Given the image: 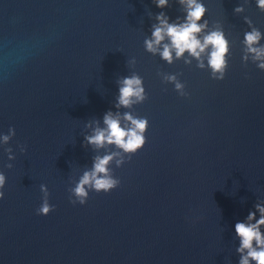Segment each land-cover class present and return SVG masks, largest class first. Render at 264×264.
<instances>
[{
    "label": "water",
    "instance_id": "obj_1",
    "mask_svg": "<svg viewBox=\"0 0 264 264\" xmlns=\"http://www.w3.org/2000/svg\"><path fill=\"white\" fill-rule=\"evenodd\" d=\"M202 2L231 43L223 80L146 51L156 13L185 15L177 0H0V134L16 133L0 144V264H238L235 224L264 202V70L242 59L244 17L264 33V11ZM132 72L148 98L120 111L147 117V141L110 165L118 187L73 204L68 189L98 154L85 124L116 111V81ZM158 72L180 74L189 95ZM41 184L48 215L36 212Z\"/></svg>",
    "mask_w": 264,
    "mask_h": 264
},
{
    "label": "clouds",
    "instance_id": "obj_2",
    "mask_svg": "<svg viewBox=\"0 0 264 264\" xmlns=\"http://www.w3.org/2000/svg\"><path fill=\"white\" fill-rule=\"evenodd\" d=\"M185 13L183 17H176L170 21V17L161 11L154 15L155 23L151 25V35L144 39L147 52L156 55L168 64L178 59H183L185 64L191 65L193 60L200 69H210L211 78L223 80L229 67V55L231 43L225 35L222 25L216 22L210 28L208 19H205L207 7L202 0H177ZM156 7H169V0H153ZM247 3V0H245ZM257 7L264 11V0H256ZM245 11L244 4L234 8L239 14ZM150 17L153 13L150 12ZM244 21L250 30L245 31L242 44L245 63L251 60L256 66L264 70V33L254 26L253 21L245 16ZM187 54V55H186ZM134 66L136 59L133 57L127 61ZM165 83H173L175 90L181 96H187L186 84L178 77L180 74L158 72ZM119 92L115 99L114 107L106 111L100 119H89L85 127L90 131L84 135L83 146H91L97 151L92 159L90 168H86L73 187L68 189L69 199L75 204L81 205L87 202L90 190L97 193L109 192L120 185V179L113 174L110 165L114 162L116 167H121L127 160L140 150L146 143L145 135L149 121L147 117L135 115L132 111L120 109H132L134 105L143 103L148 98L141 75L132 72L130 75L117 79ZM166 91V89H165ZM15 128L9 127L7 134H0V144L7 145L15 136ZM20 151H27L26 145H20ZM103 149L104 154H99ZM9 161L15 159L13 149L5 148ZM8 168L13 165L8 163ZM6 176L0 171V199L5 196L4 187ZM43 193L42 203L36 209L38 215H48L54 210L55 205L49 202V190L47 185H40ZM255 211H249L244 221L235 224V234L239 239L236 252L239 254L238 264H264V202H256ZM259 213V218H257Z\"/></svg>",
    "mask_w": 264,
    "mask_h": 264
}]
</instances>
